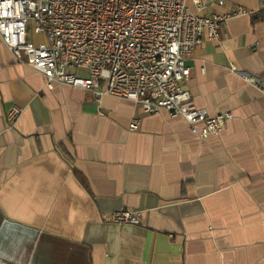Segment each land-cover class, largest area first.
I'll return each instance as SVG.
<instances>
[{
  "label": "crops",
  "instance_id": "1",
  "mask_svg": "<svg viewBox=\"0 0 264 264\" xmlns=\"http://www.w3.org/2000/svg\"><path fill=\"white\" fill-rule=\"evenodd\" d=\"M204 1L252 13L186 58L196 107L232 114L205 140L164 110L47 89L0 39V264H264V0ZM123 210L142 224L102 219Z\"/></svg>",
  "mask_w": 264,
  "mask_h": 264
},
{
  "label": "built area",
  "instance_id": "2",
  "mask_svg": "<svg viewBox=\"0 0 264 264\" xmlns=\"http://www.w3.org/2000/svg\"><path fill=\"white\" fill-rule=\"evenodd\" d=\"M214 1L221 7L226 3ZM193 4L196 14L186 0H0V39L18 62L44 77L47 89L68 86L90 91L96 99L117 97L148 114L164 110L205 140L220 134L232 114L212 116L196 107L183 90L189 78L186 58L203 37L219 42L229 18L252 13L239 7L230 14L203 15L205 1ZM28 32L42 41L28 40ZM20 113L12 110L8 121L15 122ZM136 128L130 123L129 130ZM102 219L140 226L143 214L123 210Z\"/></svg>",
  "mask_w": 264,
  "mask_h": 264
},
{
  "label": "rangeland",
  "instance_id": "3",
  "mask_svg": "<svg viewBox=\"0 0 264 264\" xmlns=\"http://www.w3.org/2000/svg\"><path fill=\"white\" fill-rule=\"evenodd\" d=\"M28 25H30V24H28ZM28 35H30V32H28ZM40 39V41H42V38H39Z\"/></svg>",
  "mask_w": 264,
  "mask_h": 264
}]
</instances>
